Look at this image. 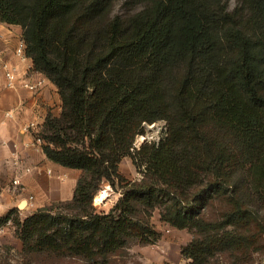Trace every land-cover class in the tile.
<instances>
[{
  "label": "trees",
  "instance_id": "trees-1",
  "mask_svg": "<svg viewBox=\"0 0 264 264\" xmlns=\"http://www.w3.org/2000/svg\"><path fill=\"white\" fill-rule=\"evenodd\" d=\"M115 3L0 0V22L23 27L34 69L63 100L61 116L41 125L44 151L84 171L64 211L17 219L25 247L105 260L133 239L159 241L158 209L164 223L195 232L182 248L192 264L228 253L253 264L264 250V0L233 11L224 0H146L126 17L113 15ZM159 120L167 136L137 149ZM127 156L141 180L121 172ZM104 182L123 195L98 212ZM216 200L229 209L211 219Z\"/></svg>",
  "mask_w": 264,
  "mask_h": 264
},
{
  "label": "crops",
  "instance_id": "crops-1",
  "mask_svg": "<svg viewBox=\"0 0 264 264\" xmlns=\"http://www.w3.org/2000/svg\"><path fill=\"white\" fill-rule=\"evenodd\" d=\"M22 39L21 25L1 23L0 61L19 67L22 78L32 82L43 79L44 83L37 90L11 87L0 65V216L15 208L28 216L39 209L71 201L84 173L50 159L43 146L36 144L34 133L24 129L31 121L44 125L49 115L61 116L63 100L57 85L34 69L31 58L17 57L15 51ZM120 170L125 174L122 164ZM16 176L21 180L19 186L13 184Z\"/></svg>",
  "mask_w": 264,
  "mask_h": 264
},
{
  "label": "rangeland",
  "instance_id": "rangeland-1",
  "mask_svg": "<svg viewBox=\"0 0 264 264\" xmlns=\"http://www.w3.org/2000/svg\"><path fill=\"white\" fill-rule=\"evenodd\" d=\"M224 1L228 4L231 11L241 6V0ZM145 4L146 0H116L113 15H122L126 17L135 14L143 9ZM1 23L4 22H0V25ZM167 131L168 124L165 120L147 123L145 125V132L139 134L141 137L140 143L138 141L140 139L138 135L134 142V146L139 145V147L135 146L139 149L143 144L148 142L158 143L162 138L167 136ZM122 170L125 171L124 175L128 178L138 180L143 178V173L139 171L131 156L124 158ZM107 188V199L104 203H98L97 195ZM122 192L123 190L121 187L114 188L109 182H104L94 195L93 205L98 212H101V210L108 212L116 204V198L123 195ZM54 207L56 210L64 211L63 203H58ZM228 209L229 206L224 200H216L212 206H210L208 215L211 219H216L221 217V214ZM4 215L0 216V264H192L191 259L183 256L182 248L194 239L196 236L195 232L189 231L188 229L171 227L164 223L161 220L158 209L153 212V215L150 217V222L161 233L159 241L156 243H145L138 239H133L127 246L109 255L105 260L102 258L86 259L79 256L63 255L46 250H27L22 239V227L19 225L17 219L24 220L28 216H23L17 212L12 214V221L4 222V219H2ZM261 215L264 217V209L261 211ZM224 261L235 264V259L231 258L229 253L227 255L217 256L212 260V263L219 264ZM236 264L241 263L238 262ZM243 264H252V262H245ZM253 264H264V250H262L260 254H256V260Z\"/></svg>",
  "mask_w": 264,
  "mask_h": 264
},
{
  "label": "built area",
  "instance_id": "built-area-1",
  "mask_svg": "<svg viewBox=\"0 0 264 264\" xmlns=\"http://www.w3.org/2000/svg\"><path fill=\"white\" fill-rule=\"evenodd\" d=\"M15 54L21 60L29 59L26 53V44H25L24 39L20 41L19 45L16 48ZM0 65L2 69L4 70V74L7 78L8 85L11 87H23V88H29L31 90H37L44 83L43 79L38 82H32L27 77L26 78L20 77L19 67L11 65L7 61H0ZM29 68H32V65H30ZM24 129L32 131L34 133L36 144L43 146V144L45 143V140L43 139L42 136L39 135V132L41 131V125L39 123H37L36 121H31L30 123L24 126ZM135 146L139 147V145H135ZM27 170L30 171L29 168ZM13 184L15 186L21 185V180L18 176L14 178ZM30 198L33 199L32 196Z\"/></svg>",
  "mask_w": 264,
  "mask_h": 264
},
{
  "label": "bare ground",
  "instance_id": "bare-ground-1",
  "mask_svg": "<svg viewBox=\"0 0 264 264\" xmlns=\"http://www.w3.org/2000/svg\"><path fill=\"white\" fill-rule=\"evenodd\" d=\"M140 138V139H139ZM139 143H140V140H141V137H140V135H139ZM143 138V137H142ZM137 141V142H138ZM143 142V141H142ZM142 144V143H141ZM109 188V187H108ZM105 191H103L102 193H100V194H98L97 195V202L98 203H104L105 202V200L107 199V197H108V195H107V192H108V190L107 189H104ZM107 191V192H106Z\"/></svg>",
  "mask_w": 264,
  "mask_h": 264
}]
</instances>
